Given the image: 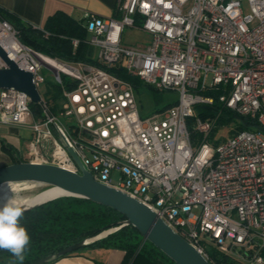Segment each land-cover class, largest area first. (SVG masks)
<instances>
[{"label": "built area", "instance_id": "built-area-1", "mask_svg": "<svg viewBox=\"0 0 264 264\" xmlns=\"http://www.w3.org/2000/svg\"><path fill=\"white\" fill-rule=\"evenodd\" d=\"M115 11L82 15L96 65L50 59L0 20L6 58L32 75L37 93L43 69L61 91L51 107L38 93L35 114L24 93L0 89V125L30 132L27 162L78 173L61 137L96 182L149 208L210 264H264V0H117ZM126 28L149 35V44L124 45ZM120 68L176 93L174 105L140 117L131 84L108 72ZM216 89L219 102L256 127L208 141L213 122L196 118L195 106L211 105L203 93Z\"/></svg>", "mask_w": 264, "mask_h": 264}, {"label": "trees", "instance_id": "trees-1", "mask_svg": "<svg viewBox=\"0 0 264 264\" xmlns=\"http://www.w3.org/2000/svg\"><path fill=\"white\" fill-rule=\"evenodd\" d=\"M0 20L8 22L18 31L19 40L22 44L50 59L60 62H83L96 65L92 58L93 50L85 43L88 34L82 23L76 22L64 14H56L48 18L42 29H35L2 10H0ZM44 33H47L48 36L45 37ZM73 39L79 41L76 48L72 46L71 40ZM108 72L127 81L133 88L141 85L138 78L128 76L121 68L110 69ZM65 87L70 89L72 84H65ZM58 89L60 88L58 87ZM222 93L221 89L204 92L203 95L210 97L213 102L211 105L200 104L195 106L196 117L205 120L217 116L218 126L226 125L235 120L238 122L235 127L239 132L255 128V120L239 117L219 102V96ZM174 103L167 104L165 109ZM31 109L35 114H39L38 105L31 104ZM191 122L192 120L189 121V123ZM190 136L193 141L199 137L193 132L190 133ZM18 162L20 161L18 160ZM123 220H125L124 216L109 208L73 197L60 198L42 204L24 213L20 221L31 237V243L25 254L23 264H30L57 253L86 238L96 237L102 231L116 226ZM138 238L137 231L128 226L91 243L87 247L124 250L129 259L134 260L133 262L139 259L149 264H155L159 259L163 260L165 264H173L151 244L148 243L147 246L146 242L139 241ZM68 255L70 254L65 256ZM0 264H19V261H16L8 251L0 250Z\"/></svg>", "mask_w": 264, "mask_h": 264}, {"label": "water", "instance_id": "water-1", "mask_svg": "<svg viewBox=\"0 0 264 264\" xmlns=\"http://www.w3.org/2000/svg\"><path fill=\"white\" fill-rule=\"evenodd\" d=\"M0 57L7 64V69L0 70V89H13L22 92L32 104H39L40 97L32 82V75L20 70L15 63L6 58L1 50ZM58 139L77 166L78 173L48 164L17 162L0 168V187L7 184L32 183L45 188H57L63 193L46 202L23 207L24 213L56 199L73 197L109 208L124 216L125 220L102 231L96 237L86 238L30 264H49L128 226L133 227L144 242L151 244L173 264H210L149 208L121 191L96 182L92 175L84 169L75 152L66 145L61 137ZM103 233L105 235L101 236Z\"/></svg>", "mask_w": 264, "mask_h": 264}, {"label": "crops", "instance_id": "crops-1", "mask_svg": "<svg viewBox=\"0 0 264 264\" xmlns=\"http://www.w3.org/2000/svg\"><path fill=\"white\" fill-rule=\"evenodd\" d=\"M117 0H0V10L42 29L48 18L64 14L82 23L85 12L102 18H116ZM93 50V49H92ZM95 61L96 56L92 55ZM23 129L0 125V168L14 163L27 162L25 159L30 132ZM24 152L22 154V150ZM130 260L124 250L86 247L76 253L62 257L49 264H149L144 260ZM155 264H165L157 260Z\"/></svg>", "mask_w": 264, "mask_h": 264}, {"label": "rangeland", "instance_id": "rangeland-1", "mask_svg": "<svg viewBox=\"0 0 264 264\" xmlns=\"http://www.w3.org/2000/svg\"><path fill=\"white\" fill-rule=\"evenodd\" d=\"M149 42H150V36L137 29L126 28L122 35V43L126 46L144 48L149 44ZM96 54H97V50L93 49V56L95 57ZM42 76L44 78V84L40 85L37 90L41 98L51 107L55 105V103H58L61 97V91L60 89H58L57 85L55 84V80L53 78V74L51 71L47 69H43ZM133 90L138 105V112L140 117L142 118L151 117L152 115L164 110L167 104H171L175 102L177 99V94L174 92H158L142 82L139 87L133 88ZM54 114L60 126H62L65 129H68L69 123L67 122V120L60 117L57 110L55 111ZM207 119L213 122L212 130L209 134V138H207L208 141H210L211 139L224 141L232 134L239 132L236 130L235 127V125H237L236 123H238L235 120H233L232 122L226 125L218 126L217 116L209 117ZM26 131L28 130L23 129L22 130L23 134H25ZM195 142L199 143L200 137H198V139H196ZM23 153H25L24 149L22 150V154ZM117 179H118V175L114 174L112 180L116 181ZM43 189H45V187H40L34 184H19V185L7 186L5 188V191L13 193V197L16 200L23 201L29 199L32 195L38 193L39 191H42ZM138 240L143 241L140 235ZM146 244L148 246V242H146ZM206 248L209 251L211 250V247L209 246H207Z\"/></svg>", "mask_w": 264, "mask_h": 264}, {"label": "clouds", "instance_id": "clouds-1", "mask_svg": "<svg viewBox=\"0 0 264 264\" xmlns=\"http://www.w3.org/2000/svg\"><path fill=\"white\" fill-rule=\"evenodd\" d=\"M25 209L11 202L0 205V250H6L23 264L25 254L31 243L26 227L20 221Z\"/></svg>", "mask_w": 264, "mask_h": 264}, {"label": "bare ground", "instance_id": "bare-ground-1", "mask_svg": "<svg viewBox=\"0 0 264 264\" xmlns=\"http://www.w3.org/2000/svg\"><path fill=\"white\" fill-rule=\"evenodd\" d=\"M48 64H50V66L56 65L54 61H48ZM19 184H32V183L7 184V185H3L2 187H0V205H3L4 203H7V202H11L13 204H17L22 207H30L36 204L46 202L48 200H51L63 194L57 188H45L42 191H39L38 193L32 195L29 199L18 201L13 197V193L6 192L5 188L7 186H13V185H19ZM104 235L105 233H103L101 236H104Z\"/></svg>", "mask_w": 264, "mask_h": 264}]
</instances>
